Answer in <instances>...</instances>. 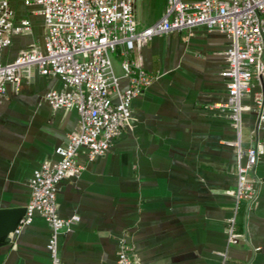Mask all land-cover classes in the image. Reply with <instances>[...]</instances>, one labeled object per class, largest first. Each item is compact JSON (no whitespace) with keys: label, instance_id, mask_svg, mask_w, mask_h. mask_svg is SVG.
Masks as SVG:
<instances>
[{"label":"crops","instance_id":"1","mask_svg":"<svg viewBox=\"0 0 264 264\" xmlns=\"http://www.w3.org/2000/svg\"><path fill=\"white\" fill-rule=\"evenodd\" d=\"M167 2L135 0L139 27L159 20ZM10 3L16 20L29 18L32 29L13 36L2 62L33 44L43 48L46 31L35 6ZM229 45L225 33L204 27L135 44L131 58L156 78L133 100L130 124L110 149L90 159L82 147V173L59 183L60 215L80 217L72 232L59 237L63 264H119L122 239L146 264H264V154L250 172L257 201L241 206L236 227L242 236L227 244L238 161L237 147L229 143L238 133L223 106L228 88L221 72ZM121 62L119 49L113 53L117 75L123 74ZM120 84L125 88L128 80ZM62 88L60 76L33 70L24 75L21 92L9 87L0 104V209L28 205L34 171L58 161L57 147L77 129L76 109H53L45 100L48 91ZM244 101L252 103V97ZM257 120L253 110L244 114V147L254 144ZM259 136L264 145V131ZM51 233L46 219L34 214L0 246V264H50Z\"/></svg>","mask_w":264,"mask_h":264},{"label":"built area","instance_id":"2","mask_svg":"<svg viewBox=\"0 0 264 264\" xmlns=\"http://www.w3.org/2000/svg\"><path fill=\"white\" fill-rule=\"evenodd\" d=\"M25 4L35 6V12L43 17L44 45L40 48L33 44L20 50L13 61H1L13 36L30 32L32 22L29 18L16 20L10 0H0V104L7 99L9 87L15 93L21 92L24 75L30 76L33 70L60 76L63 88L48 91L45 100L53 109H76L78 127L65 144L57 147L60 159L45 162L34 171L26 215L12 234L19 233L39 213L52 228L50 264H63L59 237L72 232L80 217L66 219L60 215L59 183L67 176L82 173L84 165L78 160L82 147L88 148L90 159L110 149L130 124L133 100L156 78L131 58L135 44L143 45L159 34L204 27L230 38L224 52L226 66L221 72L228 88L223 106L229 109L238 133V140L229 142L237 147L238 161L227 244L238 243L242 233L236 227L237 216L243 204L252 207L257 201V181L250 172L264 154L259 136L264 131V0H168L161 18L142 28L136 18L135 0H25ZM119 49L122 75L116 74L112 58ZM121 78L128 80L127 87L121 86ZM255 80L258 89H254ZM248 96L252 103L244 101ZM252 110L258 117L252 132L254 144L244 147V114ZM117 254L119 264H146L124 239Z\"/></svg>","mask_w":264,"mask_h":264},{"label":"water","instance_id":"3","mask_svg":"<svg viewBox=\"0 0 264 264\" xmlns=\"http://www.w3.org/2000/svg\"><path fill=\"white\" fill-rule=\"evenodd\" d=\"M26 211L27 207L0 209V246L10 241Z\"/></svg>","mask_w":264,"mask_h":264},{"label":"rangeland","instance_id":"4","mask_svg":"<svg viewBox=\"0 0 264 264\" xmlns=\"http://www.w3.org/2000/svg\"><path fill=\"white\" fill-rule=\"evenodd\" d=\"M112 58H113V54H112Z\"/></svg>","mask_w":264,"mask_h":264}]
</instances>
